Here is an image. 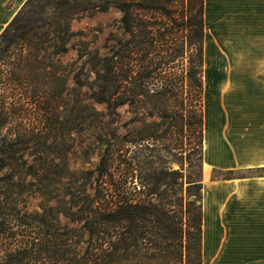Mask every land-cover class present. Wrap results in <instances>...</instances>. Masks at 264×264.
Listing matches in <instances>:
<instances>
[{
	"label": "trees",
	"instance_id": "1",
	"mask_svg": "<svg viewBox=\"0 0 264 264\" xmlns=\"http://www.w3.org/2000/svg\"><path fill=\"white\" fill-rule=\"evenodd\" d=\"M109 5L121 13L123 35H130V0H25L0 33V264H202L201 212L195 226L185 210L172 221L165 204L154 196L156 180L139 185L134 181L135 164L126 156L122 137L113 134L96 168L76 176L65 166L67 150L51 138L44 121L64 90L58 56L68 51L70 21L80 12L105 11ZM197 5L195 16L182 24V55L192 43V25L203 38V0ZM186 6L190 12L193 0ZM128 44L127 39L116 40L108 58L109 75L98 76L114 85L112 93L103 86L98 93L104 95L94 94L95 101L115 108L130 101ZM189 71L183 84L191 79ZM152 72L145 78L154 79ZM78 122L70 129H77ZM88 179L94 182L92 192L82 183ZM23 191L39 195L40 211L19 207ZM175 228L180 234L171 259ZM196 232L197 253L192 251Z\"/></svg>",
	"mask_w": 264,
	"mask_h": 264
},
{
	"label": "rangeland",
	"instance_id": "2",
	"mask_svg": "<svg viewBox=\"0 0 264 264\" xmlns=\"http://www.w3.org/2000/svg\"><path fill=\"white\" fill-rule=\"evenodd\" d=\"M198 1L193 0L194 6L189 12L187 0H130L131 37L123 35L121 13L113 5L105 11L92 8L78 13L70 21L72 34L68 51L58 56L66 79L64 90L59 104L44 120L51 138L67 150L65 166L76 176L81 171L96 168L113 134L122 137L126 156L135 164L134 181L139 185L146 180H156L157 195L154 196L165 204L170 219L176 222L185 210L193 226L199 222L203 165L209 168L213 158L210 127L213 104L218 95L221 99L224 96L221 90L214 95L211 76L205 81L204 24L201 40L196 26H191L192 43L186 46L184 55L181 52L182 24L191 14L195 16ZM119 38L129 43L126 84L130 88V101L115 108L95 101L93 96L104 95L98 93L103 86L112 93L114 85L98 76L109 75L108 58ZM150 41L155 45V52H151ZM148 70L153 71L154 79L145 78ZM187 70L191 79H184L183 84ZM76 101L82 106H77ZM74 106L77 107L71 110ZM72 122H78L77 129H70ZM7 171V168L3 170ZM214 175L241 174L217 171ZM82 183L92 192L93 179L82 180ZM57 186L60 189L56 192L60 194L61 186ZM21 197L19 207L23 211H40L41 198L37 193L23 191ZM62 221L68 220L62 217ZM179 234L175 228L170 235L171 259L177 252ZM83 248L82 243L77 250L83 252ZM198 249L196 232L192 251L197 253Z\"/></svg>",
	"mask_w": 264,
	"mask_h": 264
},
{
	"label": "crops",
	"instance_id": "3",
	"mask_svg": "<svg viewBox=\"0 0 264 264\" xmlns=\"http://www.w3.org/2000/svg\"><path fill=\"white\" fill-rule=\"evenodd\" d=\"M24 2L0 0V33ZM203 17L205 81L224 96L202 169V264H264V0H203Z\"/></svg>",
	"mask_w": 264,
	"mask_h": 264
}]
</instances>
